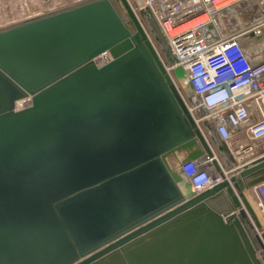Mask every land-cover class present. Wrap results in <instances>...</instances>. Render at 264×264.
<instances>
[{"label":"water","instance_id":"obj_1","mask_svg":"<svg viewBox=\"0 0 264 264\" xmlns=\"http://www.w3.org/2000/svg\"><path fill=\"white\" fill-rule=\"evenodd\" d=\"M202 126L230 173L213 158L222 179L196 193L182 166L213 152L126 0L0 25V264H264L245 194L264 155L235 169L214 121Z\"/></svg>","mask_w":264,"mask_h":264},{"label":"built area","instance_id":"obj_2","mask_svg":"<svg viewBox=\"0 0 264 264\" xmlns=\"http://www.w3.org/2000/svg\"><path fill=\"white\" fill-rule=\"evenodd\" d=\"M44 1L49 4L55 0ZM126 1L213 152V157L191 160L182 166L192 190L202 192L222 179L211 163L213 158L223 175L230 173L222 167L209 142L202 126L205 119L214 121L219 135L231 148L237 161L235 169L263 156L264 0ZM139 11L159 26L174 63L165 60ZM176 67L183 70L181 81L173 75Z\"/></svg>","mask_w":264,"mask_h":264},{"label":"rangeland","instance_id":"obj_3","mask_svg":"<svg viewBox=\"0 0 264 264\" xmlns=\"http://www.w3.org/2000/svg\"><path fill=\"white\" fill-rule=\"evenodd\" d=\"M70 1L71 0H60L47 4L44 0H0V25L22 19L33 15L34 13L46 11L49 9H47L49 6H57ZM254 188L260 191V197L256 196L253 200H251V204L259 218L261 226L264 229V213L261 212L262 206L264 205V183ZM259 203L262 205L259 206Z\"/></svg>","mask_w":264,"mask_h":264},{"label":"crops","instance_id":"obj_4","mask_svg":"<svg viewBox=\"0 0 264 264\" xmlns=\"http://www.w3.org/2000/svg\"><path fill=\"white\" fill-rule=\"evenodd\" d=\"M245 194H246V197H247V199L249 200L250 203H251V200H253L256 196L260 197V191H258L256 188H252V189L246 191Z\"/></svg>","mask_w":264,"mask_h":264},{"label":"bare ground","instance_id":"obj_5","mask_svg":"<svg viewBox=\"0 0 264 264\" xmlns=\"http://www.w3.org/2000/svg\"><path fill=\"white\" fill-rule=\"evenodd\" d=\"M27 102H28V99L19 100V101H17L15 108H17V109L23 108L25 106V104H27Z\"/></svg>","mask_w":264,"mask_h":264}]
</instances>
